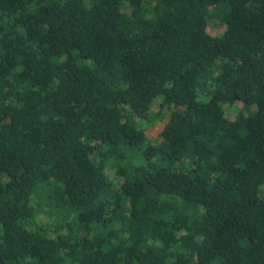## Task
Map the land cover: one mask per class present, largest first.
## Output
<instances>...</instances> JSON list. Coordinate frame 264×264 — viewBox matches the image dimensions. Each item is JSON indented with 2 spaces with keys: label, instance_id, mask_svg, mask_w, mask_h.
I'll return each instance as SVG.
<instances>
[{
  "label": "trees",
  "instance_id": "16d2710c",
  "mask_svg": "<svg viewBox=\"0 0 264 264\" xmlns=\"http://www.w3.org/2000/svg\"><path fill=\"white\" fill-rule=\"evenodd\" d=\"M0 264H264V0H0Z\"/></svg>",
  "mask_w": 264,
  "mask_h": 264
},
{
  "label": "rangeland",
  "instance_id": "374dc122",
  "mask_svg": "<svg viewBox=\"0 0 264 264\" xmlns=\"http://www.w3.org/2000/svg\"><path fill=\"white\" fill-rule=\"evenodd\" d=\"M220 25L221 24L215 19H210L207 27L210 32H215L217 30H220L221 28ZM158 107H159V98H155V100L151 103V108H153L154 110H157ZM225 107L227 108V114L232 115L234 112V110L232 109L233 106L226 105ZM161 125H162V115L155 116L154 118H152L151 124H149L145 130L150 140H153V141L155 140L156 133ZM108 172L113 173L114 169L109 170ZM41 217H42V220L48 219L47 215H42Z\"/></svg>",
  "mask_w": 264,
  "mask_h": 264
}]
</instances>
